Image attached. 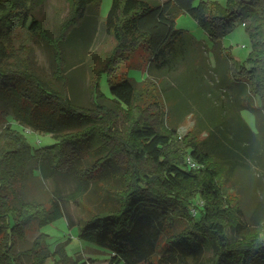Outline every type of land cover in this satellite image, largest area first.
Segmentation results:
<instances>
[{"label":"trees","instance_id":"1","mask_svg":"<svg viewBox=\"0 0 264 264\" xmlns=\"http://www.w3.org/2000/svg\"><path fill=\"white\" fill-rule=\"evenodd\" d=\"M68 1V16L58 36L51 37L32 16L44 0H0V118L5 124L11 113L18 126L52 133L54 140L34 147L11 124L0 129V264H49L54 255L58 264H86L71 259L65 246L50 251L43 230L62 219L79 229L80 241L108 251L109 264H264V204L247 218L243 206L224 199L216 186L221 171L225 182L240 169L262 172L264 178V0H227L225 6L112 0L103 24L114 47L90 78L89 105L71 94L64 44L73 30L99 14L100 0ZM181 14L196 21L225 64L215 71L227 103L213 102L211 93L197 90L205 50L176 29ZM237 24H244L251 39L244 63L222 48ZM18 30H28L53 49L60 88L35 73L22 48L14 50ZM146 43L153 56L149 78L191 62L194 88L182 85V94L160 91L166 108L158 119L136 105L145 82L119 72ZM102 74L109 78L111 99L101 92ZM203 98L218 112L196 121L189 133L194 140L180 142L179 129L194 107L205 103ZM256 100L260 108H254ZM247 108L255 112L256 131L242 118ZM185 156L198 169H189ZM59 178L69 180L72 190L60 189ZM34 180L48 186L46 201L25 197ZM199 199L205 205L196 206ZM71 203L87 206L89 217L75 224L66 209ZM193 204L198 213L191 218ZM183 222L184 230L167 238ZM30 231L37 236L24 249Z\"/></svg>","mask_w":264,"mask_h":264},{"label":"rangeland","instance_id":"2","mask_svg":"<svg viewBox=\"0 0 264 264\" xmlns=\"http://www.w3.org/2000/svg\"><path fill=\"white\" fill-rule=\"evenodd\" d=\"M153 1L165 2L166 0ZM201 1H207L210 5L225 6L227 0H195L194 6H197ZM111 5L112 0H100L98 8L99 14L97 16H90L80 27L73 30L64 44L65 75H68L71 79L73 90L70 91L73 98L79 103L89 105L90 78L94 74V69H98L100 63L106 59L114 47V41L107 34L103 24L110 11ZM68 13V0H44L39 7L33 10L32 16L42 24L43 28H45L51 37H57L60 24L67 18ZM176 29L192 36L201 43L203 47L202 50H205V54L202 53L205 62L204 73L202 74L203 81H199V83L192 81L188 71L191 62L179 64L177 68L167 76L159 77V75L156 74L149 78L148 69L153 56L148 43L134 50L119 69V72L123 74L126 72L124 74L126 79H131V81L136 83L145 82L139 90V95L141 93V97L138 96L139 98H137L136 105L138 103L142 108L147 107L145 109L147 110V114L152 115L155 119L162 118L163 110L166 108L160 91L164 94L173 92L182 94V85H188V87L194 88V86H192L193 82L197 90L199 88L204 94L211 93L208 96L213 102H228V97L223 96L225 93L224 90L218 85V74L215 71L216 68H218V64H220V67H224L225 64L219 61L218 55L212 50L214 44L209 36L198 26L196 21L187 14H181L178 17L176 20ZM13 48L14 50L22 48L25 51V55L32 69L40 78L49 80L57 88L61 87L62 81L55 79L56 66L54 51L40 37L30 34L28 30H18L13 34ZM222 48L226 50L225 54L230 55L235 61L239 63H244L246 61L251 52V39L246 33L244 24H237L233 31L224 38ZM22 53L23 52H20V54ZM100 89L107 98H112L110 95L109 78L106 74L101 75ZM155 104L158 106L157 110ZM254 104V108H260L259 100H256ZM209 108L210 104L205 101V103L200 105V108L197 106L194 107L196 112L186 116L177 134L180 142H184L185 140L190 142L194 140L195 136L190 137L189 133L193 129L196 121H206L208 116L212 114L215 115L218 112L217 109L214 110ZM3 109V106L0 107V112ZM241 115L247 125L253 131H256L255 112L247 108L241 112ZM9 117L10 118L5 124L0 118V129L8 123L11 124L13 129L25 134L29 143L34 147H44L54 143L52 133L42 132L33 127H20L14 122L15 119L13 114L10 113ZM187 157L188 156H185L186 159ZM57 185L65 193L73 188L72 183L64 178H59ZM216 186L221 191V195L224 199L227 198L233 204L238 203L243 206L247 218L254 215L256 208L260 206L261 203L264 204V178L262 177V172L240 169L233 178L225 182L223 172L221 171ZM187 189L191 190V187ZM25 197L27 199L44 202L49 197L48 186L38 180H34L32 184L28 185L25 191ZM201 202L203 201L199 199L194 204H200ZM203 204L205 205V202H203ZM193 205L189 206L191 218H193ZM200 205H202V203ZM66 207L68 215L75 224L89 217L87 206L83 207L78 203H71ZM185 226L186 223L184 222L178 223L175 233L168 235L167 238L178 235L184 230ZM43 233L48 236L47 245L51 252H55L58 247L65 246L64 249L73 260L78 258L86 264H109L111 257L110 253L104 249L80 241L78 239L79 229L77 227L69 228L67 221L64 219L46 227ZM36 236L37 233L34 231L27 232V244L24 246V249L29 247ZM167 238L164 239L161 246L165 244L164 242L165 240L167 241ZM207 255L210 256L211 253ZM59 261V257L54 255L48 263L58 264ZM152 262L156 263L157 259L152 260Z\"/></svg>","mask_w":264,"mask_h":264},{"label":"built area","instance_id":"3","mask_svg":"<svg viewBox=\"0 0 264 264\" xmlns=\"http://www.w3.org/2000/svg\"><path fill=\"white\" fill-rule=\"evenodd\" d=\"M186 165H187V167L189 168V169H193V170H195V169H198V165L194 162V160L191 158V157H187V159H186ZM201 204V203H200ZM200 204H196V206H199V207H201L202 205H200ZM194 208L192 209V214H193V217H195L196 216V214L198 213V211H197V208L195 207V206H193Z\"/></svg>","mask_w":264,"mask_h":264}]
</instances>
